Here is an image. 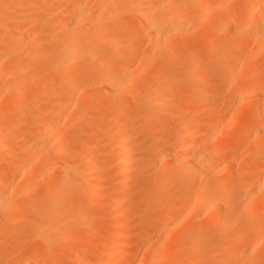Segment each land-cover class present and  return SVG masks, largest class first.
Masks as SVG:
<instances>
[{
    "label": "bare ground",
    "instance_id": "1",
    "mask_svg": "<svg viewBox=\"0 0 264 264\" xmlns=\"http://www.w3.org/2000/svg\"><path fill=\"white\" fill-rule=\"evenodd\" d=\"M44 1H48L50 4L52 3L51 2L52 0L51 1L0 0V68L4 66L3 70L2 68L0 69V158L3 154H5L9 150V145H7L5 138L9 136L8 135L9 132H6V130H9L6 129L7 126H10L15 119L11 109L20 107L22 105H25L26 103H30L31 107L29 113H31L32 115L31 118L33 120V124H31L32 128L29 131H26L25 133L27 138V142H26L27 145H26V152L24 158L26 161L24 160V162L26 164H24L23 162L24 165L23 164L20 165L18 167L19 169L14 170V172L11 175L4 174L5 172H3L2 170L3 168L1 169L0 166V224H2L1 222L9 223L11 222V219L15 217L14 215L15 208L13 207V205H16L17 202L20 203L21 201L22 202L28 201L30 199L33 193V185H34V183L32 184V180L33 182L35 180H34V176H30L32 173L30 172L28 173V171L32 169L36 170L38 169V167L41 168L42 166H44V169L48 171L49 169H46V167L47 168L48 166L51 167L52 169L50 168V171L53 170L54 168L55 170H57L55 172H58L59 175L55 177V179L52 182L49 183V186L43 185L42 189L41 187L39 188L41 189L39 197L46 199V206L44 209L43 208L36 209L37 213L35 219L38 221L39 226L38 229H36L37 235L35 236L36 237L38 235L39 237L41 236V238H43L45 243L43 245L42 242L43 246L41 245L40 247H36L37 245L36 246L29 245L30 247L29 246L28 248L26 247L28 250L30 249V250H34L35 252L37 251L41 255H48L50 254L49 252H51L50 250L52 249L53 245L57 241H59L61 237L58 234H54V232L60 230L59 228L62 223L67 224L66 222L61 221L65 219V218L62 219L61 217L67 215V213L63 214L61 210L62 208L64 207L66 209L68 208L67 210L69 212L81 211L83 213H90L92 211H96V212L101 211L102 213V210L104 209V206L97 207V203L95 202L99 196V194L97 193V177L100 178V176H97L96 174L95 176L96 179L94 178L96 184H94L92 183L94 181L92 179L93 177L91 178L89 176V174H93L88 172L89 167L85 165V168L86 167L88 168V170L86 169L85 171L83 169H82L83 171H79V168L81 170V167L84 168L83 163L86 162L89 163V161L93 160L95 157L101 156L105 153V146L107 145L106 147H108V144L112 139L110 137L111 134L109 136L107 134V132L110 131L109 130L110 128H112L113 130L114 128H116L115 131H117L118 129V133L120 135H123L124 133L128 134L129 138H133V135L131 136V134H133V131L134 129L136 130L137 126L142 127L141 125L145 126L146 124V127L150 128L151 126L150 123L153 121L156 122L158 114L161 115L162 114L161 111L162 112L166 111L165 109L162 110V108L160 107L165 106L166 101H168L167 100L168 98L156 97V96L151 98L152 94L149 95L150 98L148 95L145 96L146 98L145 97L144 98L146 99V102L143 103L146 107L145 113L136 119V124H134V126L132 124L130 126L114 124L113 126L109 125L110 128L102 127L103 129L97 131L99 127L98 126L96 128L97 130L95 129L93 132L84 131L83 133H81V131L78 132L79 129L78 130L76 129L78 133L73 135L71 128L72 130L73 128H76L77 117L82 114H87L91 111L101 109L107 103L111 106H120V108L125 109V111L127 108L131 109L133 107V103L129 102V104H126L124 102L125 97L122 96L123 94H121L123 93L121 92V86L124 85L127 86L129 83L131 84L139 79L138 81H140L139 85L141 90H146L148 87V83H150V80L148 81V78L150 77L149 79H152L151 76L154 78L153 75L155 73H158L159 75L161 74H166V75L165 77L162 78L157 75L159 78L157 76L154 78L155 80L156 78L158 79L153 84V88H151L152 90L157 89L160 85H163L164 88H169L171 86H178V85H185V86L190 85L191 81L193 82V80H196L198 76H201V74L203 75L204 70L212 66L213 64L211 62L208 63L201 62L199 66L197 65V70L193 72L190 70H184L180 68L177 63V60L174 58L175 54L174 53H172L173 55L171 54V52L175 51L174 47L176 48V42H178L181 39V37L186 38L185 34L188 36V32H192L196 26L206 27L208 24L207 21L208 19L203 18V15L206 17L209 16L211 8L213 9L212 6L214 7L216 6L217 11H219V8L221 9L219 12L215 10V12L218 13L220 20V21L218 20V23L215 27V31L217 32L222 31L221 33L223 35H221L217 40L209 41L208 48L206 50L207 54L212 55L211 53L216 44L218 45L221 43H225L227 41H231L234 37L251 36L254 38H264V0H242V3L241 2H240L241 4L239 3L241 5L240 8L241 11L238 12L233 11L236 14H234L231 11L232 9H229V7L227 6H229L228 4H230L231 2L232 4H234V2L236 3L237 0L236 1L232 0L231 2H229L230 0L229 1L227 0L225 2H223V0H163V1L138 0V3L134 5V7L136 8L135 12L137 17V22L127 27L115 26L117 21V19L115 18L118 17V14L121 12L125 4H123V6L121 5L120 7L119 5L118 6L115 5L116 4L115 2L111 3V0H102V1L100 0L101 2H99L98 5L97 2L99 0L98 1L96 0L97 2L94 3L91 0H67L66 4L64 3L65 5H63L62 8H60L61 5L59 6L56 5L59 8V9L57 8L59 10V11L57 10V12L59 13H56L55 10L51 12L48 11L46 12V10L45 11L43 10L44 8L43 5V8H41L42 11L46 12V14L53 13L54 15V13H56L55 15L57 16V17L52 16L53 17V19L51 20L52 22L51 21L48 22V21H43V19L41 18L43 17V15H41V17H38L40 14H38L37 16L34 14L31 15V12L33 13V11L31 12L29 11L32 9V7H34L35 4L38 3L41 4L40 2L44 3ZM56 1L57 0L53 2ZM135 1L137 2V0ZM25 2L29 4L27 8H31V9L28 10L26 6L23 5ZM59 2H61V0H59ZM56 3H58V1ZM20 6L21 7L25 6L24 8H22L23 12H21L22 10H20ZM35 8H37L36 5ZM223 8H225L224 11L222 10ZM44 12L42 14H44ZM204 13H208V15ZM181 14H183L184 16L186 15L188 16L184 17ZM189 16L190 18H188ZM43 22L44 24L42 25ZM38 25H40L41 27H38ZM42 35H44L43 38H45V35H47L51 42H52L51 38H53L54 40L58 39L57 41L58 43L60 41V45L57 46L56 44V46H54L56 48L55 49L53 48L55 52V59L46 68H43L41 66L42 64L37 65L31 62V59L29 61L25 60L23 57L26 55L23 56L22 54L25 51L24 54L28 52L27 54L31 55L30 52H32L33 54L32 57H34L37 62L40 61L41 60L40 58H42L41 55H43L42 54L43 51L40 52L41 51L40 48L37 47L35 50L37 54L39 53L38 56H40V58L38 56H35L36 54L35 50L34 51L33 49L30 50L31 47L29 46L30 45L29 42L30 40L32 42L35 36H37V38H40L38 36H41L42 38ZM115 37H123L124 39L121 44L118 41L110 40L111 38H115ZM27 38L28 39L30 38L29 42L26 40ZM37 38H35L36 40L34 39L36 44L41 42V41L37 42V40H41V38L40 39ZM23 40L24 42L26 40L27 44L23 42V47H22L21 44ZM35 43H32L31 45ZM143 43L144 44L146 43L147 46V49L145 48V50H141L142 48L145 47V45H142ZM25 44L26 47L28 44L29 45L27 49L25 47V50H23ZM171 48H173L174 50L169 52ZM262 51L264 52V48ZM167 52L171 54V57L167 56ZM241 52L242 49H240V47L236 45L229 55L233 61L232 66H229L228 68H224V69H222L219 66L220 76L218 82L222 80H229L235 77L236 78L240 77L241 79L240 81L244 82L243 83L244 85L243 84L240 85V83H238L239 81L235 83L240 86L230 83L228 84L229 92L235 89L240 91L242 90L241 94L243 95L245 93V90H243L245 88L244 86L249 85L248 92H246L247 95L248 93L249 95L252 94L255 95L257 93L256 94L257 96L254 99L252 110L246 112H244L243 110L241 111L240 105H242V109H244L243 105L244 104L246 105L247 104L246 102L249 99V96H247L248 99L246 100V97L245 98L243 97L245 95L244 94L243 96H241V98L239 96L237 105L232 108V110L233 109L234 110L231 111L232 112L231 114L229 110V114H230L229 116L231 117V119L233 116H235L234 117L235 119H238L237 118L238 116L239 118L245 119L248 125L245 129L247 128H249V130L252 129V131H249V133L251 132L252 134V132H254L255 135L258 134L264 135V128L262 127L261 123L258 122V124H256L257 121H260L258 120L259 119L258 117L264 114V93L261 91L264 90V79L258 78L259 77L258 76L259 74H257L258 72L250 70L251 72L253 71L252 74L255 73V75H257L255 76L252 75L251 72L247 71V69H244L245 71H242L241 69L243 68H239V69L237 68V64H238L237 59L239 57H242ZM176 53H177V49H176ZM159 56H161V59L164 60V63L160 67H157L156 65H154L155 64L154 58H156L157 60V57ZM251 56H254V53ZM256 57L257 59L259 58V56ZM137 58H140V60L138 59L140 63L138 62L135 64L137 65L139 64V65L138 66L134 65L135 68L131 67L134 68L132 69L133 71L129 70L128 68L132 66V64H134ZM142 58L144 60L143 63L141 62ZM119 59L120 60L122 59L123 61L122 64L120 65L118 73L114 74L116 76L110 75L108 77L106 75L107 72L108 71L111 72V70H113L116 67V62ZM152 59L154 63H152L153 62ZM247 59H249V57H247ZM88 63L92 64L90 65L91 67L90 66H89L90 68L88 67L89 70L87 72H83L84 66L87 65ZM127 69L128 71L131 72L126 73L128 72ZM50 71H53V73H55L56 76L54 77L48 76L47 74ZM124 73L129 75L126 76ZM99 74H101V76L102 74H105L106 78L101 80V78H103L101 77L99 81L98 78L97 80H94L96 76ZM123 74L125 75V77L123 76ZM38 76H40V78L42 79L41 84L43 86H46L48 89H56V90L59 89L62 91V96L60 99L58 98L59 99L58 101L56 102L52 101L53 97L50 94L51 91L48 92L47 95L43 96L42 99L37 96H35L34 98H31L29 96V94L27 93V91L30 88L28 78L29 77L38 78ZM139 77L142 78L140 79ZM255 77H257L259 80L255 79ZM237 80L239 79L237 78ZM151 81H153V79ZM215 84L216 81H214V83L212 84L211 83L206 84L204 87L206 89L202 92V95H204V93L213 94L214 92L212 91L215 89L214 88L216 86ZM86 86L89 87L90 89L92 87V89L99 88L102 90H106L111 94V96L114 97L113 99L111 98L107 100V98L105 97L104 98L94 97L93 99H91L93 96L92 97L89 96L90 100L92 101H90V103L86 105L84 101L86 100L85 98H88L87 97L88 95L85 97L83 95L84 94L83 92H85L83 88ZM249 88L251 90H249ZM259 89L260 92H258ZM89 90L88 92L86 91L87 94L91 92ZM234 93L237 94L239 93V91L237 92L235 90ZM130 94H131L130 95L131 98L133 99L137 96L138 93L136 91H132L130 92ZM68 96H70V98H68ZM73 97H75L76 100L82 99L83 103L76 104L74 103L75 101L72 103ZM205 97L211 98L208 96ZM69 100L72 101L69 102ZM194 100L195 99L193 97H190L189 101L186 100L188 103L185 104L192 103ZM249 100L251 102V99ZM234 101H231L232 103L230 102V104H233L230 105V107L234 106ZM41 103L44 104L55 103L54 104L55 107L52 106L47 111H41L40 109ZM69 103L73 105L72 107L70 106V108L67 109H70V111L72 110V112L70 114L69 112L66 113L65 116L67 117H65L64 114H62L59 110L61 107L64 108L68 107ZM225 105L224 107L226 108ZM187 107L184 110L185 112L187 110ZM171 109L173 113H169L170 120L168 119V124L170 123V121H175L172 120L171 118H174L175 113H177L176 111H174L175 107L173 109V107L171 106ZM29 113L27 112L26 114L30 115ZM164 114H165L164 116L166 117L167 114L166 113ZM217 116L218 115H216V117ZM221 116L222 115L218 116L219 119L214 118L215 116L205 119L204 122L200 124L196 136L193 137L194 139L193 141L185 140L184 137L187 136L188 138H190L191 136L188 132L185 131L184 128H181L182 124H180V127H176L175 129H172L170 132L168 131V133L165 136L163 135L160 136V138H157L158 140L161 139L162 142L160 143L159 146H154L153 148H150L151 149L150 151H158V152H160L161 150L164 151L166 146H172V148L174 146V151L173 152L171 151L170 155L166 153L168 155V161H169L168 164L170 163V165L167 166L166 165L167 163L165 165L163 163L155 167L154 169L155 176L158 179L162 180L163 184L162 185L159 184L158 186H155L154 189L165 190L168 187H172L176 184L183 183L179 190V194L175 199L173 198L160 199L158 201L160 203V206L152 212L148 211L145 208V205L139 206V209L136 208L138 209V211L136 212V214H134V216H136L137 221L140 223L139 232L137 233L138 234L137 240H143L144 242L146 241V243H149L147 248H145L144 252L142 251L143 252L142 254L141 253L139 254L138 252L135 253L130 246H125L126 248L122 250H117L114 251L113 253L107 254L106 259L103 260L101 264H137L138 262L136 263L135 260L137 261L139 260V264H183L184 262L185 264H199L198 262L199 255L203 251L206 252L205 249L207 248L206 245H203L206 239L201 237L203 236L204 231L203 233H201L202 231L199 230L196 227V225L195 226L193 225V227L186 226L185 229H183V231L180 234L176 233L177 235L175 234L176 236L175 237L173 236V240H174V238L180 235V237L178 236L179 238L178 241L177 240L176 242L172 241L171 238H172V234L174 235L173 232L177 230L178 227L176 226L177 224L178 225L180 224L179 223L180 220H183L185 222L187 221V219H194V218L197 220L209 219L213 221L215 228H219V229L222 228L224 222L233 220L234 216L225 213L222 209L225 206L228 197L231 196V194L233 193L228 191L225 194V191L228 189V186L230 184H235V183L240 184L241 180L233 182L234 177L233 174H231V172L232 170L235 171V168H237L238 165L235 166L236 165L235 161L238 158L240 159L241 156L235 155V157L233 158L234 160L233 163H231L230 165L228 164V166H230L231 168L229 167L227 169L224 168V170H221L220 168L223 165L222 166L220 165L221 164L220 157L224 156L223 154L225 153V151L222 150L224 153L222 152L221 154V151L219 152L216 149V147L213 149L214 147L213 146L211 147V149L213 150L210 149L209 150L210 152H208L209 148H207V145L212 143L213 145L217 146V144H219L223 140L229 142L238 141L240 139H243L245 134H247L246 133L247 131H244L242 128L233 131L230 128L232 126V124L230 125V123H232L233 120L230 119L232 121L230 122L229 120L230 117H229L226 118L229 121H226L225 117L222 118ZM263 117L264 116H262V118L260 117V119L264 120ZM20 118L21 115L17 119L19 122H20L19 120ZM63 118H65V122H67V127L65 128L59 126L60 119L62 121ZM17 120L16 122H18ZM120 121L118 122L120 123ZM227 122H230L229 129H231L232 131L228 130ZM158 123L160 124V122ZM61 124L62 123H60V125ZM165 124H167V122H165ZM139 128L138 130H136V133L138 135L142 134L146 139L148 138L149 140H150L149 137H153V139L155 138L153 136L155 134V131L154 132L152 131L154 133L152 134L146 131L148 129L145 130ZM165 128L163 129V131L160 130L161 128L160 129L157 128L159 130H156L158 131L156 133H159V135H162L160 134V132L164 134ZM110 133L112 132L110 131ZM69 136H73L72 142H70L69 145L62 144V142H65L64 141L65 138L66 137L69 138ZM19 137L23 138L24 136L20 135ZM168 137L172 140L171 141L168 140ZM182 138H184V141H182L183 140ZM118 140H120V138H118ZM125 140H129V139L125 137ZM132 141H131V146H134L135 143L132 144ZM99 142L101 143L99 144ZM117 142L116 145L119 144L121 145L120 147L123 148L122 146L123 143L120 142L117 144ZM252 143H254V141H252ZM112 144L113 143L111 141V144L109 145L112 146ZM70 145L72 148L71 147L68 148V146ZM252 145L256 148L258 144L257 145L252 144ZM76 146H80V148L75 149L74 147ZM253 146H251L250 151L253 150L252 149ZM255 148L253 150L254 152L251 151L252 152L251 162H249L248 159L245 160V162H247V164H250L251 166L247 165L246 163H242V161L241 163L253 169L260 167H261L260 170L262 168L264 169V153H263L264 149L262 150L263 151L262 152L259 150L255 151ZM215 149L218 153L215 152ZM124 150H126L125 147ZM166 150L167 149H165V151ZM20 154L21 152L14 153L11 157L12 160L20 159ZM217 154L218 155L221 154L220 157H218ZM230 155L231 157H233L234 154H230ZM128 156L130 158L132 157L130 155ZM128 156H124V158L126 159L128 158ZM228 156H225L227 157V159H223L225 157L223 158L221 157L222 161L225 160L226 162V160H228ZM246 158H248L247 155ZM229 159L232 158L229 157ZM143 161H144L143 164L145 165H147L150 162L147 160V157L146 159L143 158ZM166 161L167 160L165 159V161L163 160L162 162H166ZM231 161L232 160H229V162ZM236 163L238 164V160ZM79 164L81 167L78 166ZM154 165L157 164L154 163ZM218 165H220V167L218 168V171H220V173L216 170ZM171 166H176L177 168L180 169L177 171V169L175 168L176 170L173 171L172 170L173 168H171ZM215 170L217 171V173H215L216 172ZM225 170H227V172H225ZM221 171H224L225 173L223 174ZM262 172H264V170ZM245 173L247 174L246 175L247 178H249L248 177L249 175L251 177V174L247 173V170ZM263 175L262 177H264ZM205 177L210 179L211 182L209 180H206L207 184H203L202 186L200 183V187H198V189L196 188L197 192L194 193V195L195 194L196 195L194 197L189 196L190 193H192L195 186L197 185L194 184L195 185L194 186L191 183L197 180L201 181L200 179H204ZM255 178L253 179L255 180ZM249 179L251 180L248 179L247 180L249 182L252 181V183L254 184H251V186H249L248 188L247 187L244 188L243 191L240 193L243 210H246L244 212H247V210L249 211V208L252 207V205L254 206L264 205V194L261 193L264 190V184H263L264 178L262 179L259 178L261 181L258 178H256L259 180L258 181L259 183L263 181L261 185L258 184L257 180L256 183L255 181L253 182L252 178ZM2 183H6V186H4ZM72 183L81 184L82 187H79L78 189L74 190L71 193H67L65 189L68 186H70V184ZM103 184H105V182H103ZM239 184H235L238 185V188L236 186V190H235L236 194L239 192L238 190L241 186V184L240 185ZM2 185L4 186V188H2ZM235 185H233V187ZM34 191L37 190L34 189ZM140 203L141 202H139V204ZM71 212L68 213L67 220H65L68 222V224L72 223L73 220L77 218V216H75L76 218L73 217V215H71L72 214ZM248 214L249 212H247L246 215ZM71 216L73 218H71ZM251 217H253V219H255L256 221L252 220L251 218V220L249 219L247 223L245 222V224L241 225L239 228H235L234 229L235 231H232V233L235 234V238L233 239L234 245L236 246L240 245L244 241V239L249 238L250 236L251 237H254L255 235L257 236L260 234L259 232H261L264 235L263 233L264 224L257 221L258 219L256 215ZM68 218L69 219L71 218L73 220L70 219L71 220L70 222ZM14 221H16V218L14 219ZM14 221L12 220V222ZM73 223L76 224V222ZM72 224H69L68 226L71 225L73 227L74 224L73 225ZM78 224H80V222ZM74 227H76V225ZM175 227L176 229H174ZM63 228L64 227L62 226V230ZM155 231H158L162 234L160 233L157 234ZM152 233L153 236L154 234H156L155 237L156 236L157 237L155 239H158V235L166 236L171 234V238L169 236L168 238L166 237L167 239L166 238L164 239L165 244L167 245V247H169V250L171 248L172 250L175 249L177 250L176 251L177 253L179 252V254L181 253L182 248L184 249L185 247H187V250L185 249V252L182 250L183 253L180 254L178 257L170 256L171 259H169V256L168 258L166 257L168 260L156 256L155 252L157 250L158 251L160 250L158 245L162 243V241L160 243V240L161 239L163 240V238L160 237V240L152 241L150 239L152 237ZM149 235L151 236L150 238H148ZM263 235L262 238L264 237ZM227 236H228L227 233L223 234V240L220 245L221 247L225 245ZM148 240H151V242H147ZM263 241H261V243H263ZM77 243L83 245L84 247L88 245L87 240H82V238H74L72 244L70 243L65 246L64 248L65 251L73 250L75 248L74 244ZM255 243L256 242H253L252 244L255 245ZM164 246L162 250L164 249L165 252ZM256 246H257L256 248H258L259 245L256 244ZM253 247L255 250V246H252V248ZM9 249L17 251V249H15L14 247H11ZM262 249L264 250V247ZM206 250L208 251V249ZM263 250H262V255L264 252ZM9 252L11 251L7 252V250H5V253H7L8 255ZM173 252L175 251L173 250ZM12 253L13 252H11V255ZM82 253L83 252L79 253L81 259L84 255V253L83 254ZM138 254L140 256H138ZM27 255L28 254H26L25 257L23 256L24 258L19 256V260L20 259L24 260L26 264H41L40 261H35L33 257H31V255L30 256ZM214 255H212L211 258L217 261L216 260L217 255L216 256ZM17 257L15 259L13 258V260L17 261L18 260ZM260 257H255L254 261L250 259L252 263L247 262L248 260L246 262L249 264H264V255L261 258ZM77 260L79 259L77 258ZM213 260L211 261L215 262ZM74 261H76V258L75 260L73 259V262ZM181 261L183 263H181ZM6 264H10V263L6 262Z\"/></svg>",
    "mask_w": 264,
    "mask_h": 264
},
{
    "label": "rangeland",
    "instance_id": "2",
    "mask_svg": "<svg viewBox=\"0 0 264 264\" xmlns=\"http://www.w3.org/2000/svg\"><path fill=\"white\" fill-rule=\"evenodd\" d=\"M49 1H51V0H49ZM53 1H55V0H52L51 4L48 1H44V3L40 2L41 4H39V3L35 4L37 8H35V5L33 4L34 7H32V9L27 8V6H29V4H27L26 2L24 4L23 3L22 4L25 5L28 10L31 9V10H29L30 12L33 11V13L31 12V15L34 14L37 16L38 14H40L38 17H41V15H43V17H41L43 19V21L49 22L53 19L52 16H56L55 14L59 13V12H57V10L59 8L56 5H58V6L61 5L60 8H62L63 5H65L67 2V0H61V2H59V0H57L58 3H56L57 1L56 2H53ZM91 1L94 3V2H97L98 0L97 1L91 0ZM101 1L99 0L97 2V5ZM134 1L133 0H116V1L111 0V3L115 2L116 3L115 5H117V6L119 5L120 7H121V5L123 6V4H125L124 5L125 7L123 6V9L119 13L120 15L118 14V17L115 18V19H117L115 26L127 27V26H130V25L137 22V17H136V12H135L136 8L134 7V5L138 3V0H137V2L136 1L134 2ZM160 1H163V0H160ZM225 1H227V0H223V2H225ZM231 1L232 0H230L229 2H231ZM240 2L242 3V0H237L236 3L234 2V4H232V2H231L230 3L231 5L228 4L229 6H227V5L226 6L229 7V9H232L231 10L232 12L233 11L238 12V11H241L240 10V8H241ZM226 4H227V2H226ZM43 5H44V8H43ZM24 7L20 6V10H22L21 12H23L22 8H24ZM212 7H213V9L211 8L210 13L208 12L210 14L209 16L206 17L203 15V18L208 19L207 20L208 21L207 26L206 27H202L199 25H198L199 27L196 26L197 28L195 27L192 32H188V36L185 34L186 38L181 37V39L178 42H176V48L174 47V49H175L174 52H171L174 50L173 48H171L169 50V52H171V54L172 53L175 54L174 58L177 60L179 67L184 69V70H190L193 72V71L197 70V65L199 66V64L201 62H205V63L211 62L213 65L204 70L205 74L203 73V75L201 74V76H198L196 78V80H193V82L191 81L190 85H188V86L178 85V86H171L169 88H164L163 85H160L157 89H153V90L151 88H153V84L155 83V81L159 77H161V78L165 77L166 74L159 75L158 73H155L153 75L154 78L157 75L159 77L157 76L158 78H156V80H155L151 76L153 81H151L152 79H149L150 78L149 77L148 81L150 80V83L147 82L148 83V87H147L148 90L146 88H145L146 90H141L140 85H139L140 81H138L139 80L138 79L137 81H135L131 84L129 83L127 86L126 85L121 86V92H123L121 94H123L122 96L125 97L124 102L126 104H129V102L133 103V107L131 109L127 108L128 110L126 109V111H125V109L120 108V106H111L107 103L101 109H97V110L91 111L87 114H82V115L78 116L76 119L77 124L75 123L76 128H73V130L71 128L72 134L75 135L80 131H81V133H83L84 131L93 132L98 126H99L98 130L96 129L97 131H99L100 129H103V128H110L109 125L113 126L114 124L115 125H126V126H130L132 124L134 126V124H136V119L145 113L146 107L143 104L146 102L145 96H147V95L149 96L150 94H152L153 96L151 95V98L155 97V96L168 98L167 99L168 101H166L165 106L160 107V108H162V110L165 109L166 111L165 112L161 111V113H162L161 115H163V116L158 114L156 122L153 121L150 123L151 124L150 128H147L146 124H145V126L141 125L142 127L139 126L140 128L138 126L136 127V130H138V128L139 129H145V127H146V129H148V130H146V129L145 130L147 132L152 133V134H154L153 132L155 131V134L153 135L155 137L154 139H153V137H149L150 138V140H149L148 138L146 139L144 137V135H142V134L138 135L136 133L135 129L133 131V134H131V136L133 135V138H129L128 134L124 133L123 135H120L118 133V129H117V131H115L116 128H114V130L112 128H110L109 130L112 133H110V131H108L107 134H108V136L111 134L110 137L112 138L111 139V141L113 143L112 146L109 145V144H111V141H110V143L108 144L109 148L106 147L107 145L105 146V153L101 156L95 157L93 160L89 161V163L86 162L87 164L83 163L84 168H82L80 166V164L82 162L78 165L79 167H81V170L79 167H77V168H79V171H83V170L85 171L86 169L88 170L87 167H89L88 172L93 173V174H89V176L91 178L93 177L92 178L93 180H94L96 174H97V176H100V178L97 177V193L99 194V196L95 202L97 203V207L104 206L102 213H101V211H98V210H97L98 212L92 211L90 213H83L81 211L80 212L79 211L78 212H71L70 211L72 213L71 215H73V217L77 216V218H79V219H77L75 217L76 219L73 220V219H71V218H73L71 216L70 219L73 220V222H76V224H74L72 222L74 224V226L76 225V227H74V226L72 227L71 225L68 226L69 224H72V223L68 224V222L65 221V220H67V217H68L67 215L70 212L67 210L68 208L66 209L64 207L61 210H62L63 214L67 213V215L62 216L61 218L62 219L65 218V219L61 220V221L66 222L67 224L62 223L60 228H59L60 230L59 231L57 230L54 232V234H58L61 237H60L59 241H57L53 245L52 249L50 250L51 252H49L50 254L41 255L37 251L35 252L34 250H30V249L28 250L27 248L29 245L30 246H32V245L36 246L37 245L36 247H40L42 245V242H43V245L45 243L43 238H41V236L40 237H39V235L37 237L35 236V235H37L36 229H38V226H39L38 221L35 219L36 213H37L36 209H39V208L44 209L46 206V199L39 197L43 185L49 186V183L52 182L55 179V177H57L59 175L58 172H55L57 170H55L54 168H53V170L50 171L51 167H49V166H48V168L45 166L46 169H49V171L45 170L44 166H42L41 168L38 167V169L35 168L36 170L32 169V170L28 171V173L29 172L32 173L30 176H34V180H35L34 182L32 180V184L34 183V185H33V193L31 195L30 199L28 201H23V202L21 201L20 203L17 202V204L13 203V204H16V205L12 204L13 207L15 208V210H14L15 211V213H14L15 217H13L11 219V222H9V223L8 222H1L2 224H0V264H6V262H9L10 264L11 263L16 264V262L19 260V256L24 258L26 256V254H28L27 256L31 255V257H33V259L35 261H40L41 264H101V262L106 259L107 254L113 253L114 251H117V250H122V249L126 248L125 246H130L135 253L138 252L139 254L140 253L142 254L144 252L145 248H147L149 243H146V241L144 242L143 240H137V235H138L137 233L139 232L140 223L137 221V218H136V216H134V214H136V212L139 209V206H141V205H145V208L148 211L152 212L160 206V203L158 202L160 199H162V198H173V199H175L178 196L179 190L183 184V183L176 184L172 187L166 188L165 190L154 189L155 186H158L159 184H161V185L163 184V181L158 179L155 176L154 169H155V167H157L163 163H164V165L167 163L166 164L167 166L170 165V163L168 164V162H169L168 161V155H170L171 151L172 152L174 151V146H173V148H172V146H166L165 149H167V150L166 151H165V149H164V151L161 150L162 152L161 151L160 152L150 151L151 150L150 148H153L154 146H159L162 141H161V139L158 140L157 138H160V136H163V135L165 136L168 133V131L170 132L172 129H175L176 127H180V124H182L181 128H184L185 131L188 132L190 134V136L192 137V138L190 137L191 138L190 139L186 136V137H184L185 140L186 141H189V140L193 141L194 140L193 137L196 136L200 124H202L205 119H208L209 117H213V116H215L214 118H218V116H220V115H222L221 116L222 118H224V117H225V119L229 118L230 117L229 115L232 113L231 111L234 110V109L232 110V108L237 105V101L239 100V96L241 98V96H243L244 94L245 95L243 97L244 98L246 97V100H247L248 99L247 96H249V99H251V102L248 99V101L250 103L247 101L246 102L247 104L243 105L244 109H242V105H240V109H241V111L243 110L244 112L252 110V106L254 104V99L256 98L257 93L255 94V92H254L255 95H253L251 93L253 96L249 95V93L247 95L246 92H248V86L249 85L244 86L245 88L243 90H245V93L243 95L241 94L242 90L240 91V90L235 89L237 92L239 91V93H237V94L234 93L235 90L230 91L231 93L228 90V84H230V83L236 84L237 81H239L238 83H240V85L244 83V82L240 81L241 80L240 77H237L239 80H237V78L235 77V78H232L229 80H222V81L218 82L219 76H220V67L222 69H224V68H228L229 66H232V64H233V61L229 55L236 45H238L240 47V49H242V52H241L242 57H239L238 58L239 60L237 59V61H238L237 62L238 63L237 68L238 69L243 68V69H241L242 71H245L244 69H247V71H249V72H251L250 70L258 72L257 73V74H259L258 78L264 79V52L262 51L264 48V38H254L251 36L234 37L231 41H227L225 43H221L218 45L216 44L212 53H211L212 55L206 53L209 41L217 40L221 35H223L221 33L222 31H220V32L215 31V27H216L218 20H219V16H218L217 12H219L221 9L219 7H217V8H219V11H217L216 6L215 7L212 6ZM41 8H43L44 11L46 10V12L47 11L51 12V11L55 10L56 13H54V15H53V13L52 14L51 13L46 14V12L42 11ZM215 10L217 12H215ZM222 10L224 11L225 8H223ZM43 12H44V14H42ZM235 12H233V13L236 14ZM208 13H204V14L208 15ZM181 15H183V14H181ZM221 15H222V12H221ZM221 15H220V18H221ZM187 16L188 15H186L184 17H187ZM44 17H45V20H44ZM188 18H190V16ZM115 19H114V21H115ZM43 24H44V22L42 23V25ZM38 27H41V26L38 25ZM43 36L44 35H42V38H41V36H38L41 38V40H37V42H39V41H41V42H39L37 44L35 43V40H36L35 38H37V36H35L33 38L34 42L33 41L31 42V40L29 42L30 38L26 39L30 44V45L28 44L31 47V49L29 48L30 50L33 49V51H34L37 47H39L41 50L40 52L43 51V53H42L43 55H41L42 58H40V56H38L39 53L37 54L36 50H35V53H36L35 56H38L41 59L40 61L37 62L36 59L34 57H32V55H33L32 52H30L31 55L27 54L28 52L26 54H24L25 51L22 54H23V56L26 55L23 57L25 60L29 61L31 59V62H33L37 65L42 64L41 66L43 68H46L55 59L54 49L56 47H54V46H56V44H57V46L60 45V41L58 43L57 42L58 39L54 40L53 38H51V40H52V42H51L47 35H45V38H43ZM46 36H47V38H46ZM29 37H32V36H29ZM187 37H189L190 39ZM40 38H37V39H40ZM123 39H124L123 37H115V38H111L110 40L118 41L121 44ZM26 40H25V42H24V40L22 41V44H21L22 47H23V42L27 44ZM32 43H35L36 45H39V46H36L35 44L31 45ZM26 44H25L23 50H25ZM28 45H27V47H28ZM142 45H145V47L142 48L141 47ZM142 45L140 46L142 48V49L140 48L141 50H145V48L147 49L146 43L145 44L143 43ZM27 47H26V49H27ZM176 49H177V53H176ZM259 51L260 52L262 51V52L260 53ZM169 52H167V56L171 57V54ZM253 53H254V56H251V55H253ZM256 56H259V58L257 59ZM247 57H249V59H247ZM159 58L161 59V56L157 57L158 61L156 60V58H154L155 59L154 65H156L157 67H160L164 63V60L163 59L160 60ZM138 59L140 60V58H137L136 61L134 62V64H132V66H130L128 68L129 70L133 71L132 69L135 68L134 65H137L135 63L139 62ZM141 60H142L141 62L143 63L144 62L143 58ZM122 61H123L122 59L121 60L119 59L116 62V67L113 70H111V72L108 71L107 74L106 73L105 74L109 77L110 75H114V74L118 73V70L120 68V65L122 64ZM152 61H153V59H152ZM154 61L152 63H154ZM159 61H160V63H159ZM90 65H92V64L88 63L87 65H85L83 72H87L89 70V68L91 67ZM131 67H134V68H131ZM1 68L3 70L4 66ZM128 69H127V71H128ZM131 71H128L126 73H129ZM252 72H251V74H252ZM126 73H124V74L126 76H128L129 74H126ZM105 74H102V76H101V74L97 75L94 80H97V78H98V81H99V79L101 77H103V78H101V80L105 79L106 78ZM124 74H123V76L125 77ZM47 75L53 76V77L56 76V74L53 73V71L48 72ZM252 75H255V73ZM114 76H116V75H114ZM255 76H257V75H255ZM258 78L255 77V79H258ZM163 79H165V78H163ZM41 80L42 79L40 78V76H38V78L37 77H34V78L29 77L28 78L30 88L27 91V93L29 94V96L31 98H34L35 96H37V97L42 99L43 96L47 95L48 92L51 91L50 94L53 97L52 101L53 102L58 101L62 96V91L59 89H57V90L56 89H48L46 86H43L41 84ZM214 81H216V84H215L216 86L214 87L215 89L213 88L214 90L212 91L214 93L213 94L204 93V95H202V92L206 89V88H204L205 85L210 84V83L212 84V83H214ZM236 85H238V84H236ZM240 85H238V86H240ZM93 88H95V87H93ZM83 89L85 90V92L86 91L88 92V90L90 88L86 86ZM91 89H92V87H91ZM91 89L89 91H91ZM260 89L258 92H260ZM131 90L136 91L138 93L137 96L133 99L130 96L131 95L130 92H132ZM249 90H251V89L249 88ZM261 91L264 93V90H261ZM85 92H83L84 94L83 93L82 94L84 95V97L88 95L87 96L88 98H85L86 100L83 98L85 100L84 103H86V105L89 104L90 101H92V100H90L89 96L90 97L93 96L91 99H93L94 97H97V98H99V97L104 98L105 97V98H107V100L111 99V98L113 99V97H114V96H111V94L109 92H107L106 90H102L99 88L92 89V91L89 92L90 95H89V93L87 94V92L86 93ZM239 94H241V95H239ZM205 96H208L211 98H207ZM250 96H252V97H250ZM190 97H193L195 100L192 103L185 104V103H188L187 101L190 100ZM68 98H70V96H68ZM149 98H150V96H149ZM72 99H73V101L69 100V102L72 101V103H73L75 101L74 103H76V104L83 103L82 99L76 100L75 97H73ZM183 100H185V101H183ZM234 100L236 101V103ZM231 101H234V106L230 107V105H233V104H230ZM54 104L41 103L40 109H41V111H47L50 107H52V106L55 107ZM72 105H71V103H69L68 107H66V108L61 107L59 111L62 114H64V116L68 112L70 114L72 112V110L70 111V109H67V108H70V106L72 107ZM184 105H186V106H184ZM224 105L226 106V108L224 107ZM171 106L173 107V109H174V107L176 109V110L174 109V111L177 112V113H175L174 118H177V119L171 118L172 120H175L176 123H175V121H170V123L168 124V119L170 120L169 113H173ZM30 107H31V104L26 103L25 105L11 109L12 114H13L15 119L11 123V125L12 124L13 125L12 126L10 125L11 128H10V126H7L6 129H9V130H6V132H9V134H8L9 136L7 138H5L7 145H9V150L5 154H3L0 158V166H1V169L3 168L2 170H3V172H5L4 174L11 175L14 172V170L19 169L18 167L20 165H22L24 160H25L24 158H25L26 145H27L26 144L27 138H26L25 133H26V131H29L32 128L31 124H33V120L31 118L32 115H31V113H29ZM186 107H187V110H186L187 114L184 111L186 109ZM169 109H170V111H169ZM229 110H230V114H229ZM65 111H67V112H65ZM27 112L31 116L26 114ZM164 113H166L168 115V117H167V115L165 117ZM69 114H67V115H69ZM20 115H21V118L19 119L20 120V122H19L17 119ZM216 115H218V116L216 117ZM226 116H228V117H226ZM262 116H264V114H262ZM262 116H260V117L262 118ZM65 117H67V116H65ZM234 117L235 116H233L232 119H231V117L229 118V120L230 119L233 120V122L230 120V122H232V123L227 122L228 123V130L234 131V130L242 128L244 131H247L246 132L247 134H245L243 139H240V140L234 141V142H231V141L229 142V141L223 140L219 144L216 143L217 146L213 145L212 143L207 145V148H209L208 152H210L209 150L211 149V147L214 146L213 149L216 147V149L219 152L221 151V154L223 151H225V153L223 152L224 156H221L222 158L229 155L228 160H226V162H225V160L222 161V158L220 157L221 154H219V155L217 154L218 157H220V163H221L220 165L221 166L223 165L220 168L221 170H224V168L227 169L230 167V166H228V164L230 165L231 163H233V161H234L233 158L235 157V155L241 156L240 159L239 158L237 159L238 164L236 163L237 160L235 161V164H236L235 166L238 165L237 168L234 167L235 171L232 170L233 173L231 172V174H233V177H234V180L232 179L233 182L241 180L240 181L241 186L238 190L239 192L236 194V191H235L236 186L238 188V185H235V184H239V183L230 184L228 186V189L225 191V194L228 191L233 192V193L231 194V196L228 197V199L226 201L227 205L225 204V206L222 209L225 213H227L229 215H233L234 216L233 220H229L227 222H224L222 228H220V229L215 228L213 221L209 220V219L208 220L207 219L206 220H204V219L203 220H201V219L197 220L194 218V219H187V221H185V222L183 220H180L182 222L179 221L180 224L179 225L177 224L176 227H178V228L175 232H173L174 235L172 234V238H171V234H169L166 236H164V235L159 236L158 235V239H155L157 236L155 237L156 234H154V236H153V233H154L153 232L152 233L153 238L150 235L148 237V238L151 237L150 239L152 241L160 240V237L163 238V240L162 239L160 240V243H161V241H162V243L161 244L158 243L159 244L158 246L160 248V250H159L160 252L157 250L155 252L156 256L162 257L163 259H167L169 256V259H171L170 256H173V257L177 256L178 257L180 254L183 253V251L185 252V249L187 250V247H185L184 249L182 248L180 254H179V252L177 253L176 252L177 250H175V249H173L175 252H173L172 248L169 250V247H167V245L165 244L164 239L166 237L168 238L170 236L172 241L176 242V240L177 241L179 240L178 236L180 237V235H178L176 237L177 239L174 238V240H173V236L175 237L177 234H180L183 231V229H185L186 226L193 227V225L194 226L196 225V227L202 231L201 233H203V231H204L203 236H201V237L206 239L204 241L203 245H206V247H207L206 249H208V251L205 249L206 252L203 251L199 255V258H198L199 264H221L224 261L225 262L223 264H225V263L226 264H228V263L229 264H237L239 261L241 263L239 262L238 264H242V263L244 264L247 260H248L247 262L252 263V261L255 260V257H260L262 255V250H263L262 248L264 247V245H262V244H264V241H263L264 237L262 238L263 234L261 232H259L260 234L258 233L259 235H257V236L256 235L254 237L250 236L249 238L244 239V241L238 246L233 244V239L235 238V234H233L232 231H235L234 230L235 228H239L241 225L245 224V222L247 223V221H249V219L251 220V218H252V220H255L251 216L256 215V217L258 219L257 221L264 224V205H255V206L252 205V207L249 208V211L247 210V212H249V214H250V216H249V214L246 215L247 212H244L246 210H243L242 200L240 198L241 197L240 193L243 191V189L246 187L248 188L249 186H251V184H254V183H252V181H250V182L248 181V180H251L249 178H252V179L255 177L258 179L264 178V177H262V175L264 173V172H262L264 170L263 168L261 169L262 171L260 170L261 167L253 169V168L249 167V166H251L250 164H247V162H245V160H247V159L249 162H251V155H252V152H254L253 150L255 148L252 144H254V145L258 144L255 148V151H257V150L262 151L264 149L263 148L264 147V135H262V134L255 135L254 132H252V134H251V132L249 133V131H252V129H250V130H249V128H247L248 130L245 129L248 126L246 120L243 118H239V116L237 117L238 119H235ZM260 117H258L259 118L258 120H260V121H257L256 124H258V122H260L262 127L264 128V122H263L264 120L260 119ZM63 119H62V121L60 119L59 126L60 127L62 126L65 128V127H67V122H65V118H63ZM263 119H264V117H263ZM16 120L18 122H16ZM229 120L226 119V121H229ZM63 121L65 124L63 123ZM118 121H120V123ZM158 122H160V124ZM165 122H167V124H165ZM60 123H62V124L60 125ZM229 123H230V125L232 124V126L230 127L232 130L229 129ZM162 124L165 126H163ZM174 125H176V126H174ZM147 126H148V124H147ZM115 127H117V126H115ZM157 128H159V129L161 128L160 129L161 131H163V129L165 128L164 134L161 132H160V134H162V135H159V133H156V132H158L156 130H159ZM76 129L77 130L79 129L78 132L76 131ZM114 131H115V133L116 132L117 133L115 134ZM100 133H101V131H100ZM20 135H22L24 137L21 138V137H19ZM116 136L118 138H120V140H118V138ZM119 136H121V137H119ZM124 136L127 137L129 140H125ZM72 138H73V136H69V138L66 137L64 140L65 142H62V144H65V145L68 144L69 145L70 142H72ZM184 138H182L183 139L182 141H184ZM168 140L171 141L172 139H170L168 137ZM113 141H115V142H113ZM131 141H132V144L135 143V145H134L135 147L131 146ZM252 141H254V143H252ZM116 142H117V144L120 142L123 143L122 144L123 148L120 147L121 145H119V144L116 145ZM100 143L101 142H99V144ZM174 144H176V143H174ZM116 146H117V148H116ZM251 146L254 147V148L252 147V149H253V150H251L252 152L250 151ZM69 147H71V145L68 146V148ZM76 147H78V148H76ZM76 147H74V148L75 149L80 148V146H76ZM124 147L126 150H124ZM127 147L129 150L127 149ZM213 149H211V150H213ZM216 149H215V152H217ZM17 152L18 153L21 152L22 156L20 154V159L12 160V158H11L12 155L14 153H17ZM166 153H168V155ZM226 154H228V155H226ZM230 154H234L233 157H231ZM128 155L132 156L131 157L132 159ZM164 155H166L167 157ZM246 155L248 158H246ZM124 156H128V158L125 159ZM141 156H143V157H141ZM146 157H147V160L150 161L147 165L143 164V162H144L143 158L146 159ZM188 157H191V156H188ZM229 157L232 159H229ZM165 159L167 161L162 162L163 160L165 161ZM223 159H227V157H225ZM157 160H158V162H157ZM229 160H232V161L229 162ZM241 161H242V163H246L249 166H245V164L243 165L241 163ZM154 163H156L157 165H154ZM24 164H26V163L24 162ZM125 164H127V165H125ZM85 165L87 166L86 168H85ZM220 165L217 166V168H216L217 171H218V168L220 167ZM226 166H228V167H226ZM252 167H253V165H252ZM171 168H173L172 169L173 171H175L176 169L178 171L180 169V168H177L176 166H171ZM246 170H247V173L251 174V177L249 174H248L249 178L246 177V175H247L245 173ZM217 171L215 173H217ZM218 172L220 173V171H218ZM221 172L224 174L225 172H227V170H225V172L224 171H221ZM220 175H222V174H220ZM236 177L238 178V180ZM205 178L200 179L201 181H199V180L195 181L196 183L195 182L191 183L192 185H194V184L195 185L197 184V185L196 186L194 185L195 188L194 187L193 188L195 190L193 189L192 193H190L189 196L194 197L196 195V194L194 195V193L197 192L198 187H200V183L202 186L203 184H207L206 180H209L211 182L210 179H208L207 177H205ZM256 178H255V180L253 179V182L254 181L256 182V180L258 182L260 180V179L258 180ZM103 182H105V184H103ZM92 183L96 184V181L94 180ZM261 183H263V181ZM261 183L258 182L259 185H261ZM2 184L4 186H6V183H2ZM3 185H2V188H4ZM233 185H235V186L233 187ZM40 187H41V189H39ZM79 187H82V185L77 184V183H72L65 190L67 193H71L74 190L78 189ZM17 188H19V187H17ZM127 188H129V189H127ZM34 189L37 191H34ZM263 192H264V190L261 193L264 194ZM82 195H85V194H82ZM139 202H141V203L139 204ZM136 208H138V209H136ZM16 215L18 216L19 220L17 219ZM15 218H16V221H14ZM70 219L68 218V220H70ZM12 220L14 222H12ZM71 220H70V222H71ZM77 221H79L80 224H78L79 222H77ZM62 226L64 227L63 230H62ZM176 227L174 229H176ZM155 232L157 234L160 233L158 231H155ZM224 233H227L228 236H227V239L225 241V245L223 247H221L220 245H221V242L223 240V234ZM263 233H264V231H263ZM160 234H162V233H160ZM74 238H82V240H87L88 245L86 247H84L83 245L77 243V244H74L75 248L73 250L65 251V249H64L65 246L70 244V243L72 244V241ZM151 240H148L147 242H151ZM261 241H263V243H261ZM253 242H256L255 245L252 244ZM256 244L259 245L258 248H256L257 247ZM7 245H8V247H7ZM163 246L165 248V252H164V249L162 250ZM187 246H188V244H187ZM252 246H255V250H254V247L252 248ZM11 247H14L15 249H17V251L12 250L13 248L9 249ZM5 250H7V252L8 251L13 252L12 255H11V252H9V255L7 253H5ZM81 252L84 253L82 259L84 258L85 260L84 259L82 260L81 257L79 256V253H81ZM139 254H138V256H140ZM160 254H162V255H160ZM214 254L217 255V259H216L217 261H215L211 258V256ZM216 255H214V256H216ZM263 255H264V252H263ZM16 257L18 258V260L17 261L13 260V258L15 259ZM75 258H76V261L73 262V259L75 260ZM77 258L79 260H77ZM2 259H3V261H2ZM136 259H138V258H136ZM250 259H252V261ZM20 260L19 261L21 263L18 261L19 263L17 262V264H22V262L24 261L22 259H20ZM211 260H213L215 262H212ZM135 262L136 263L138 262L137 264H139V260L138 261L135 260ZM181 263H183V262L181 261ZM23 264H26L25 261L23 262ZM183 264H185V262ZM247 264H249V263H247Z\"/></svg>",
    "mask_w": 264,
    "mask_h": 264
}]
</instances>
